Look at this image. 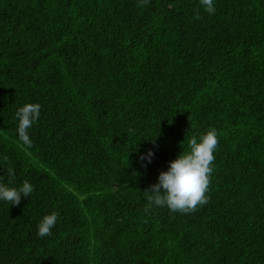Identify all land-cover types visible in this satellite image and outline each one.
<instances>
[{
	"label": "trees",
	"instance_id": "16d2710c",
	"mask_svg": "<svg viewBox=\"0 0 264 264\" xmlns=\"http://www.w3.org/2000/svg\"><path fill=\"white\" fill-rule=\"evenodd\" d=\"M138 2L0 0V184L34 189L0 200V264H264V0ZM213 128L208 202L146 213Z\"/></svg>",
	"mask_w": 264,
	"mask_h": 264
},
{
	"label": "clouds",
	"instance_id": "9594fccd",
	"mask_svg": "<svg viewBox=\"0 0 264 264\" xmlns=\"http://www.w3.org/2000/svg\"><path fill=\"white\" fill-rule=\"evenodd\" d=\"M148 2L149 0H142V2H138L137 6L147 5ZM200 7L209 15L215 12L213 0H200ZM194 19H201L199 11ZM40 108L39 104H26L20 107L15 114L18 120L16 131L25 150L33 146L28 129L39 119ZM199 141L198 143L197 136L193 135L188 141L190 151L182 152L176 160L169 162L168 170L159 174L158 183L145 191L149 193L147 196L148 205L144 209L146 213L153 206H166L171 212H189L194 211L198 205L208 202L205 193L208 190L209 176L212 172L210 165L214 160L213 150L218 143L216 130L214 128L208 130L206 134L199 137ZM152 156L153 153L149 151L146 157L141 156L140 159H147L150 163ZM4 159L7 160V157ZM7 174L9 177H13L14 169L8 168ZM33 190V186L27 180L19 188L0 184V200L18 206L21 197H29ZM58 216V213L53 212L43 217L37 226L38 237L44 238L52 235L51 230L55 227Z\"/></svg>",
	"mask_w": 264,
	"mask_h": 264
}]
</instances>
